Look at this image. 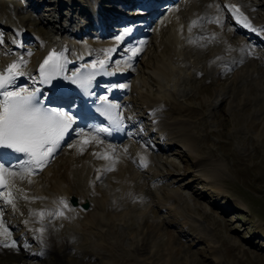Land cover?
<instances>
[{
  "label": "bare ground",
  "instance_id": "6f19581e",
  "mask_svg": "<svg viewBox=\"0 0 264 264\" xmlns=\"http://www.w3.org/2000/svg\"><path fill=\"white\" fill-rule=\"evenodd\" d=\"M69 1L70 8L65 6L63 8L59 5V2H53L56 7L53 8L55 12L52 14L53 20L51 19L50 23L52 22L54 23L53 26L58 25V27L55 30L50 28L47 31L45 27H49L50 25L48 20L44 22L29 14H25L26 9L22 5H12L13 8L9 7L11 9H8L4 5L3 0H0V22L14 26V31L7 38L9 40H4L6 37L2 39L3 37L0 36V40H2V43H0V73L7 75L6 70L12 64L19 65L16 71L20 73L15 77L14 83L8 88L9 91H17L23 88V86L37 89V86L34 85L35 83L40 85V82L37 81L39 77L37 67L40 60L45 54L54 49H59L61 52L62 59L60 63L63 67L62 70H58L53 80L55 81L54 85L52 87L41 86V89L44 94L43 97H46L48 100L59 101L61 111L69 114L72 112L71 115L75 119L72 129L75 128L76 131L73 133L70 129L68 137L74 138L68 144L70 147L67 145L63 146L65 142L63 140L60 147L46 161L49 163L47 165L44 164L40 167L29 163L28 160L27 163L32 168H41V173L36 178L19 179L21 177L14 175L9 177L7 187L2 190L5 196L10 192L11 198L14 200L15 207H12L2 197L5 203L2 205H8L9 207H7L13 210V218L15 216L13 224L19 223L23 227L24 230L20 235L21 241L24 244L35 243L32 247L34 250L32 253L33 258L31 257L32 254H30V259H42L52 254L55 257L54 261L56 264H64L62 263L63 258H65V262L68 259L66 256L67 245L70 244L73 237L82 239L83 243L81 244L83 245L81 246L84 249L97 244L102 245V242L106 240H108L111 247H114L115 251L117 248H120L123 244L124 234L122 233L124 232L118 229V223L123 225L128 221L127 218L129 217L127 215L137 210L140 199L146 197L149 187L150 192L152 191L158 197V202L161 206L168 205L170 202L167 201L171 200L175 201V204L176 200L172 198L178 200L184 196L179 188L170 187V184L167 183H163L162 185L166 190H164L166 193L163 195L158 191L161 188L159 189V186H156L154 183L149 182V187L148 185L145 186L143 182L138 183L136 168L142 167V169H145L144 171L150 173L152 180L154 179L161 183L165 181L163 179L164 175L167 174L166 176H168L173 173L176 170V166L174 162L166 161L167 167L165 168L166 173H164L161 170V166L165 164L155 154L157 150L170 149L174 146L175 142L181 143L185 147V150L190 152L193 150L195 132L192 133V126L194 125L192 123H194L199 114L195 107H184L183 104L178 103L176 100L177 93L174 90V84L178 82L176 80L178 79V67L182 65V60L186 59L188 55H192L193 45H201L202 47L203 45H208L204 48L208 50L202 49L205 55L203 58L207 64V72L212 76L218 75L223 70L238 64L241 60L243 61L247 53L253 57L252 59H247L246 70L239 71L238 75L241 76V74L245 75V73L252 72L260 78L263 76L262 72H264V52L257 50L252 43L254 41L264 42V16H258L255 6L249 0H219L221 3L219 5L223 9L221 13L222 9L217 8L219 5L215 0H184L181 5L184 9L178 10V8H175L170 11L164 20L166 25H159L155 27L154 31L156 33L155 39L158 53L153 55L150 62L153 64L158 83L160 86L164 85V87L159 89L158 95L155 96L146 92H140L138 101L141 105L140 113L142 114L135 117H132L128 111L124 110L125 107L123 108V106L130 104L129 100L126 99L124 102H121L115 99L117 106L116 115L119 120L116 123L122 128L124 126L128 127L126 135L130 136L132 140L143 138L144 131L139 129L141 134H138V131H135V127L137 126L136 123L142 121L144 117L150 122L152 131L157 130L160 133L161 139L166 144L163 142L164 145H152L146 141L144 143H136L137 141L133 142L130 138L122 139L124 141H111L106 137L105 132L97 131V127L106 121L101 120L98 116L91 115L94 122H83L80 119L89 115V112L85 111L83 104L78 105V107L68 106L69 97L74 93H79V95L77 94V99L83 97L82 93L86 97L88 90L93 93L96 91L103 95L108 91V89L102 88L106 83L109 85L108 88L115 85L113 87L114 92L135 91L134 89L137 86L133 84L126 85L124 83L125 80L119 78L121 74H124L127 65L118 63L115 60V56L122 54L120 51L124 52L125 48L129 47L128 41L130 39L138 33L141 36L149 32L148 27L151 26H149V22L147 24H138V22H128L127 19L121 18L120 22H118L120 27L114 28L117 29V32L111 33L108 29H104L106 18L99 7L93 6L90 7L91 9L83 8V6L79 7L81 3H78L77 0ZM145 1L149 2L150 0ZM136 2L135 0H131L129 4ZM155 2L158 1L151 0L149 4L143 3L145 6L150 7L148 11H145L146 13L149 12L155 16L158 8L164 9L168 6L165 4L166 2H169V5L172 4V0H165L162 6L151 7ZM233 5L239 9L238 12L230 10ZM66 8L69 11L78 10L77 13L86 16V19H83L85 21L84 26L81 25V22H77L74 17L68 19L66 23L65 18L67 14L64 11ZM13 16L15 18L14 21L12 20ZM217 19H219V23L216 22ZM112 20L114 19L112 18ZM225 21H230L237 32L241 31L242 34L245 33L246 38L240 37L238 40H232V37L235 36L233 33H231V38L226 36L224 32L226 29H223L224 27L221 28ZM42 24L44 27L41 26ZM92 25H96L99 31L97 37L91 40L80 38L79 36L84 32L83 29ZM122 28L123 30L131 28L133 31L122 43H117L115 37L123 31ZM28 38L31 39H29L30 41L34 40V48H32L34 50L32 52L28 48H25V44H29V42H25V39ZM249 39H251V42ZM211 43H214L216 46L211 47L209 45ZM110 49L111 51H109ZM129 49H134L131 57L135 58L140 55L141 49H135L133 46H130ZM99 64L104 67V71L99 74H93L92 66L96 67ZM80 68H83L87 72V76L90 75L87 80H79L73 76V72ZM97 68L99 67L97 66ZM99 79H101L100 82H98ZM73 80L76 82L73 83ZM89 80L90 82L86 83L85 87L80 86L81 81ZM167 84H171L173 88L166 90ZM64 91L69 97L62 96L61 92ZM52 101L50 103L55 106V103ZM119 141H122V143H117ZM22 156L28 157L25 154H22ZM213 169L214 175L215 171L218 172L220 170L218 165ZM104 176H107L110 192H107L98 185L100 178ZM116 193L121 198L114 205L113 203L116 201V198L113 194ZM24 197H27V199ZM71 198H76L77 203H72ZM85 199L89 202L90 209L87 207L83 208ZM2 205L0 204V211L3 209ZM116 205L121 206L117 208ZM40 212H44L45 215L40 217L38 215ZM155 213H157L156 209H152V214L156 215ZM177 214H181V212ZM0 218L3 220V214ZM4 219L6 221L5 216ZM5 221H3V227L9 225L8 223V225H5ZM145 222L146 231L147 229L150 232L159 229V227L150 224L147 219ZM185 223L187 224V222ZM189 224L188 226H184V228L186 227L185 229L196 238H201L196 232L197 229L191 226L192 224ZM41 229H43L42 232L40 231ZM124 229L126 228L124 227ZM0 231H3V228H0ZM75 231H77V235L74 234ZM61 237L66 238L62 239ZM1 239L12 240L13 238L10 235L7 238L0 236ZM104 246L106 248V245ZM122 251L125 253L123 249ZM116 252L122 254L120 250ZM19 253L20 259L25 258L22 252ZM26 259L28 260L29 258ZM127 261L131 264L137 262L131 256ZM28 263L32 264L31 262ZM0 264H3V262L0 261Z\"/></svg>",
  "mask_w": 264,
  "mask_h": 264
},
{
  "label": "rangeland",
  "instance_id": "374dc122",
  "mask_svg": "<svg viewBox=\"0 0 264 264\" xmlns=\"http://www.w3.org/2000/svg\"><path fill=\"white\" fill-rule=\"evenodd\" d=\"M130 1L77 0L78 3H81L79 7H99L106 18L104 29H108L111 33L117 32V29L114 28L120 27L118 21L121 18L127 19L128 22H138V24L149 21V26H151L148 27L149 32H144L145 34L142 36L138 33L128 41L129 47H126L124 52L120 51L122 54L115 56L118 63L127 65L124 72L127 74L124 83L137 86L135 91L127 92V95L121 96L124 99L121 102L126 99L130 102L123 106L124 110L135 117L142 114L138 101L140 92L155 96L158 95L159 89L164 87L158 83L153 64L150 62L153 55L158 53L155 27L165 26L164 20L173 9L183 10L181 5L184 0H173L171 5L166 3L168 6L156 12L155 16L145 12L150 7L143 3L149 4L151 0L149 2L135 0L137 2L134 4H129ZM215 1L218 2V5L221 4L219 0ZM249 1L255 6L258 16L263 17L264 0ZM3 2L8 9L13 8L16 4L22 5L26 9L25 14L44 22L48 20L49 23L51 19L53 20L52 14L55 12L53 8L56 7L53 2H59L63 8L64 6L69 7L70 4L69 0H3ZM163 3L155 2L151 7L162 6ZM217 8L222 9V6L219 5ZM64 11L67 14L66 23L68 19L74 17L84 26L83 19L86 16L77 13L78 10L69 11L66 8ZM14 19L13 16L12 20L14 21ZM53 24L51 22L49 27L46 24L45 30L53 28ZM41 26L44 27L43 24ZM89 27L83 29L85 33L83 32L79 36L83 40L95 39L99 34L96 25ZM13 28L12 24L0 22L2 39L6 37L4 39L6 40L14 31ZM221 28L226 29L224 32L229 38L232 37L231 33L235 34L232 40H238L240 37L246 38V34H242L241 31L237 32L230 21H225ZM29 39H25V42H29L28 45L25 44V48L32 52L34 40L30 41L31 39ZM249 41L251 42V39ZM252 43L257 50L264 52V42L254 41ZM209 45L216 46L214 43ZM130 46L141 49L138 57H131L134 49H129ZM206 46L208 45H203V47L193 45L192 55H188L186 59L182 60V65L178 67V79H176L178 82L174 84L178 103L183 104L184 107H195L199 114L192 123V125L194 124L192 133L195 132L193 150L191 152L185 150L181 143L176 142L174 146H169L170 149L157 150L155 154L165 164L161 166L164 173H166V161H172L176 166H174L176 170L173 173L168 176L164 175L165 181L161 183L152 180L150 173L144 171L145 169L142 167L136 168L138 183L143 182L145 186L149 182L158 185V188H161L158 190L161 195L166 193L162 185L167 183L170 184V187L179 188L184 196L178 200L172 198L176 200L175 204V201L171 200L167 201L170 202L168 205L161 206L158 197L152 191L150 192V185H148L147 195L144 199H140L137 210L127 215L130 219L127 218L128 221L123 225L118 223V229L124 232L122 233L124 234V245L117 248L122 254H118L119 252L110 246L108 240L104 241L107 244L102 242L106 248L103 244H99L100 247L97 244L93 245L94 247L91 246L92 248L89 246L90 248L84 249L81 246L83 245L81 244L83 243L82 239L73 237L70 244L67 245L66 256L68 259L65 262V258H63L62 263L108 264L113 258L112 264H131L127 261L131 256L134 261H137L134 264H264V72L260 78L252 72L238 75L246 70L247 59L253 57L247 53L243 61L241 60L238 64L212 76L207 72V64L203 58L205 57L203 50H208L204 49ZM166 86V90L173 88L171 84ZM136 125L135 131L141 134L139 129L143 130L144 136L134 140L129 137L130 140L137 141L136 143L146 141L152 145H164L165 142L161 139L160 133L157 130L152 131L150 122L146 118L143 117V120ZM66 144L70 147L69 142ZM215 164L219 166L220 170L215 171L214 175ZM11 170L16 176L28 179H34L41 173L40 170L28 171L29 169L20 164ZM104 177L100 178L98 185L110 192L107 176ZM156 188H154L155 191L158 189ZM113 195L116 198L113 203L115 205L121 197L118 193ZM0 204H5L2 197H0ZM7 206L2 207L3 221H5V216L7 222L5 221L4 224H9V227L6 226V228L13 239L0 240V261L3 264H29L28 262L56 264L52 254L42 259H30L33 256L32 247L35 243L24 244L21 241L20 235L24 229L19 223L13 224L15 216L13 218V210ZM116 206L118 208L121 205ZM87 208H91L90 204ZM152 209H156V215L152 214ZM180 212L181 214H177ZM150 213L153 216L149 215ZM146 219L159 229L151 231L152 233L148 229L146 231L147 227L144 224ZM188 224H192L191 226L197 229L196 232L201 238H196L185 229L186 227L184 228ZM74 234L77 235V231ZM12 241H15L17 247L4 246L6 242L11 244ZM88 243L90 242L88 241ZM107 248L108 250H106ZM19 252L24 254V260L20 259ZM128 252H132L134 256ZM30 254H32L31 257H29ZM125 254L127 257L124 256Z\"/></svg>",
  "mask_w": 264,
  "mask_h": 264
},
{
  "label": "snow or ice",
  "instance_id": "6c2138e0",
  "mask_svg": "<svg viewBox=\"0 0 264 264\" xmlns=\"http://www.w3.org/2000/svg\"><path fill=\"white\" fill-rule=\"evenodd\" d=\"M230 10L239 11L234 5L231 6ZM216 22L219 23V19ZM132 31L131 28L124 29L115 37V41L122 43ZM61 59V56H57L53 52L44 60L40 67V72L44 74L43 83H50L53 74L62 70L63 65L59 62ZM18 68V64H12L6 70L7 75L0 73V96H2L0 99V149H10L16 153L25 154L29 157V163L42 167L53 152L60 147L65 135L72 129L75 119L71 114L64 111L44 107L37 101L34 92L23 94L25 92L23 89L21 91H9L8 88L14 83L15 77L20 74L16 71ZM75 82L73 80V83ZM88 82L90 80L81 81L80 86L85 87ZM97 131L107 132L108 129L101 128ZM5 174L8 177L15 175L10 168H5L4 164H0V187L6 188ZM0 197H3L7 204L15 207L10 192L6 196L0 193ZM24 198L27 199V197ZM38 215L43 217L45 213L40 212ZM0 217H2V211H0ZM0 228H3V231H0V236L6 238L10 236L8 229L3 227L2 218H0ZM40 231L42 232L43 229ZM4 246L17 247L15 241H12L11 244L5 243Z\"/></svg>",
  "mask_w": 264,
  "mask_h": 264
},
{
  "label": "water",
  "instance_id": "95a60500",
  "mask_svg": "<svg viewBox=\"0 0 264 264\" xmlns=\"http://www.w3.org/2000/svg\"><path fill=\"white\" fill-rule=\"evenodd\" d=\"M73 201H74V203H76L77 202V199L76 198H73ZM83 205L85 207H87L89 205V203L86 201V202L83 203Z\"/></svg>",
  "mask_w": 264,
  "mask_h": 264
}]
</instances>
